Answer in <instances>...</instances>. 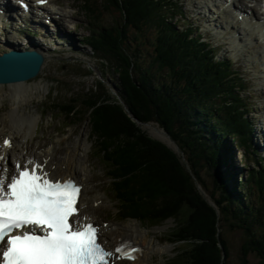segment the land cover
<instances>
[{"label":"trees","instance_id":"obj_1","mask_svg":"<svg viewBox=\"0 0 264 264\" xmlns=\"http://www.w3.org/2000/svg\"><path fill=\"white\" fill-rule=\"evenodd\" d=\"M118 2L115 0V4L119 5ZM123 2L129 20L153 17L150 11L155 9L152 8L154 0ZM158 7H164V3L158 2ZM126 40L131 41L128 36ZM112 48L111 52L120 61L118 65L115 58L109 60L113 86L119 90L129 112L120 103L108 104L104 102L108 98L103 100L96 95L85 112H81L80 119L89 117L100 139L97 146L100 145L106 159L112 163L113 176L120 179L116 188L123 201L133 206L130 210L134 216L153 225L177 217L183 206L190 209L187 219H182L169 233L176 242L187 240L190 243L187 261L180 264H231V248L224 235V225L241 230L244 235L241 264H250L251 254L258 257V264H264V168L253 169L244 182L232 173L229 160L232 147L227 137L235 134L239 136L237 142L241 141L240 133H246L251 122L241 116V112L239 122L227 125L212 113L214 103H218L216 97L210 102L216 86L206 84L200 75L215 76L216 71L207 69L217 66L206 58L197 68L184 67L183 73H177L172 80L161 74L157 78L150 67L144 63L133 67L127 55L115 50L118 47ZM176 49L171 46L169 57L160 58L173 65L170 57L175 56ZM181 62L187 63V60L181 59ZM116 64L121 68L120 73L116 71ZM225 81L222 77V82ZM226 89L228 97L234 98L233 88L227 84ZM134 118L142 123L156 121L164 127L186 156L188 165L178 152L135 126ZM217 130L227 137L215 135ZM205 169L213 177L210 194L218 195L212 204L202 192L209 193L210 187L203 175ZM243 188L244 194L239 191Z\"/></svg>","mask_w":264,"mask_h":264},{"label":"rangeland","instance_id":"obj_2","mask_svg":"<svg viewBox=\"0 0 264 264\" xmlns=\"http://www.w3.org/2000/svg\"><path fill=\"white\" fill-rule=\"evenodd\" d=\"M67 4V2L74 3L78 7V11L76 13V21L77 26L79 29L77 32H69L71 34L72 42L75 41V39L79 42L78 46L75 48L77 52H73L72 50H67L62 53L63 55H53V54H46L48 56V59L46 63L44 64V68L42 69V72L36 76L33 79H30L26 82L29 84H32V88L34 90L33 93L30 94V98L23 101L21 104V112L29 113V114H39L41 120L44 122L45 128H48V131H43L42 138L45 140H49V138H54L57 136V134L53 133L54 126H58L60 122H64L65 126L67 127L65 134H61L60 137L63 136V141L61 142L63 149L58 153V156L67 158L75 157L77 153L79 155H82V157H85L84 162L88 166V174L90 175V180L93 185L95 182V175L98 176V178H101V187L104 190L108 187V183L110 182L109 178H106L104 174V167L102 165L98 166L100 164V161L93 157L92 153V145L93 143H96L100 141L98 136L94 133L95 130L92 127V123L89 121L82 122V120L79 121L77 118L79 111L76 113H73L70 117L65 116H59V114L56 113L52 109V106L49 105L51 98H54V102H59L61 104H64L66 102H69L70 100H73L76 102H81L84 100V103L89 98V89L93 88L98 82L101 77V71H99L96 68V65H98L100 68H102V71L105 73L107 68L105 66V62L98 58L95 54H92L93 52L98 51V46L101 44L92 40L87 39L86 36L89 34V28L93 26V24L97 21H94L91 23L87 17L86 14H84L83 9H87L88 6L92 3L89 0H83V2L86 4L82 7V4L78 0H60ZM184 2V6L188 8V5H192L194 0H182ZM101 2L99 1L98 8L100 9ZM197 4L194 3V5L190 9L191 11H195L197 8ZM91 10L94 9V7H90ZM106 8V7H105ZM108 11H112L111 13H107ZM118 15V10L115 7H108L107 9L102 10V15L100 16V24L104 26H108L109 23L116 22V19L113 16ZM98 26V25H97ZM111 26V25H110ZM62 29H69L73 30L71 27L67 26ZM58 36V34H55ZM60 37V36H58ZM62 39L65 40L64 35H61ZM217 43H221V39L216 36L214 39ZM228 49L231 50L233 44L228 40ZM85 43L87 45H85ZM222 44V43H221ZM237 44V43H236ZM60 46L59 50H64L63 47L58 43ZM98 45V46H97ZM54 46V45H53ZM97 46V47H96ZM257 46V45H256ZM65 47V46H64ZM149 44L145 45V49L148 50ZM242 55L240 57H235V59H238L239 63L236 64V68H238L241 72L245 73L247 75L248 72V80H250V87L253 91L257 90L259 91V88L261 87V80H260V74L256 73L259 71L257 62L251 61L249 59V55L251 54L248 49H245V53L242 46L239 45ZM66 49H69L66 47ZM225 49V47H224ZM67 52V53H65ZM100 52V51H98ZM112 56L115 57L114 52H110ZM222 54V53H221ZM245 54V55H244ZM110 55V54H109ZM70 56V57H69ZM71 56L73 58H71ZM117 59H114V62ZM91 64L95 68L94 75L92 76H86L84 75L86 72V68ZM240 66V67H238ZM105 79V82L100 84L99 86H103V89L108 90L110 80L107 79V77L103 78ZM40 86L39 88H36L35 85ZM10 84H5L3 91L1 92H7V88ZM0 92V93H1ZM260 95V97H259ZM259 95H254V99H259L261 102V114L264 113V91H260ZM79 99H78V98ZM251 100V99H250ZM89 102V101H88ZM58 105V104H56ZM14 106L13 100L10 96H6V94H0V107L6 108V113L3 114V118H7L6 114L9 112ZM55 106V105H54ZM75 105H71L70 111H73V108ZM95 107H98L96 105ZM85 110V108H84ZM257 110V109H256ZM260 109L257 110L259 112ZM95 112H97L95 110ZM130 116V115H129ZM131 118V117H130ZM135 120V118H134ZM5 121V120H4ZM39 122V121H38ZM137 124L135 123V126L140 128L143 132H146L149 134L152 138L160 140L168 145V147L172 148L176 152H178L180 155H182L183 161L187 164L186 156H184V153H182L181 149L179 148L176 141L173 140L170 134H168L164 127H162L160 124H158L156 121H152L149 123H142L137 121ZM67 133V135H66ZM34 135V134H33ZM59 135V134H58ZM264 142V140H263ZM55 144L56 149L58 148V141L57 139L52 143ZM66 145H70V149H67ZM60 148V147H59ZM58 148V149H59ZM114 149V147H112ZM110 148V150H112ZM118 149V148H117ZM121 150V149H119ZM22 152L23 150L20 149ZM239 151V152H238ZM120 152V151H119ZM241 149H236L235 155L236 157H240ZM118 154V153H117ZM251 158H253L251 156ZM245 160V157L243 158V161ZM250 161V157L248 158ZM252 162V161H251ZM96 167L94 166V164ZM254 164V163H253ZM188 165V164H187ZM96 168V169H95ZM203 175L205 176V180L207 182V185L210 186L208 188L207 193L205 190H202L203 194L207 197V199L211 202V204L217 200L216 197L218 195L214 194V197L211 196L210 191L213 185V177L210 176L208 171L205 169L203 171ZM111 212L115 213V209H110ZM182 212L180 215L174 218H169L165 220L163 223H160L162 226H150L148 224L141 225L138 219H128L124 221H120V225H125L128 223H139L141 228L147 229V237L148 241H151L154 245H166L168 246V249L162 253L155 252L151 255L150 261L151 264H180V262L187 261L186 252L190 249V243L187 242V240H182L179 242H175L174 239L169 237V232L173 229H176L179 226V222L183 219H187L188 215L190 214V209L186 206L182 207ZM101 214H104V210H100ZM222 214V213H221ZM221 216V215H220ZM222 217V216H221ZM224 223V222H223ZM222 224V222H221ZM225 231L224 235L226 240L228 241L230 248H231V258L230 263L231 264H241L242 260H240L241 257V246L244 240V235L241 230L232 229L230 226L227 227L224 225ZM115 233H117V228L114 230ZM119 231V230H118ZM170 246V247H169ZM183 253V255L181 254ZM250 264H258V257L254 254H251L249 256Z\"/></svg>","mask_w":264,"mask_h":264},{"label":"snow or ice","instance_id":"obj_3","mask_svg":"<svg viewBox=\"0 0 264 264\" xmlns=\"http://www.w3.org/2000/svg\"><path fill=\"white\" fill-rule=\"evenodd\" d=\"M36 2L42 5L46 0ZM3 146L10 148L11 141L5 139ZM46 165L47 160L44 164L28 160L21 167L17 161L10 176L7 167L0 168V264H115L119 259L135 260L141 249L130 241L109 249L99 239V226L75 219L81 186L71 177L51 178Z\"/></svg>","mask_w":264,"mask_h":264},{"label":"bare ground","instance_id":"obj_4","mask_svg":"<svg viewBox=\"0 0 264 264\" xmlns=\"http://www.w3.org/2000/svg\"><path fill=\"white\" fill-rule=\"evenodd\" d=\"M212 1L214 5H210L207 10L211 12V14L217 13V20L223 21V27L229 29L234 22L235 14H237L236 19L238 20V15L243 14L247 17V19L243 20V24L245 25L247 31H245L246 36L256 41L258 45L256 57L252 60H260L264 58V0H209ZM225 2V3H224ZM251 2V4H249ZM253 3V4H252ZM209 4V3H208ZM219 6V8H218ZM50 8V5L48 6ZM90 7H93V4H90ZM199 7V6H198ZM83 8H85L83 6ZM215 10V11H214ZM214 11V12H213ZM219 21V20H218ZM217 22V21H216ZM51 28V27H49ZM232 28V27H231ZM225 31V30H223ZM232 32V31H231ZM229 32V33H231ZM237 32V31H236ZM231 35V34H229ZM2 40H8V48L14 49H22V47L30 44L28 40H20L16 33L5 36L3 34L0 35ZM52 40V39H51ZM33 49L39 50L44 53V48L42 46L31 44ZM4 51L0 50V53ZM198 57H201V49H195ZM218 65V62H217ZM9 87L7 88V92H1L4 89V84L0 83V94H6V96H10L13 100L14 106L8 112L7 119H5V123L11 134L15 137V140L11 147L8 149L7 158L5 160V165L9 167L12 165V159H16L18 154L20 153V149L28 148L27 143L19 141L21 136L29 135L32 136L35 133V127L38 124L39 117L38 115H33L29 113L21 112V104L24 100L30 98V94L34 92L32 88V84L28 82L20 81L7 83ZM36 88L40 86L35 85ZM169 134V132L166 130ZM18 141V142H17ZM67 149H70V145H66ZM5 150V149H4ZM71 150V149H70ZM47 160V166L49 169L52 168L54 162L51 160V153H47L45 155ZM85 157L82 155H77L75 157H69L64 159L65 162V175L69 172L76 175L81 181H83L84 185H88L90 180V175L88 174V166L84 162ZM0 164H2L0 160ZM12 168V167H11ZM52 174L58 175L59 171L52 170ZM117 234L115 236H111L107 232L105 237L109 239L110 242L117 241L119 237L133 240L137 243H140L143 247L141 254L138 255V258L132 264H151L150 258L151 255L155 252H164L168 249L166 245H154L151 241H148L147 237V229L141 228L139 223H128L124 226L118 227ZM170 247V246H169Z\"/></svg>","mask_w":264,"mask_h":264},{"label":"water","instance_id":"obj_5","mask_svg":"<svg viewBox=\"0 0 264 264\" xmlns=\"http://www.w3.org/2000/svg\"><path fill=\"white\" fill-rule=\"evenodd\" d=\"M44 57L37 51H10L0 55V83L26 82L37 76Z\"/></svg>","mask_w":264,"mask_h":264}]
</instances>
